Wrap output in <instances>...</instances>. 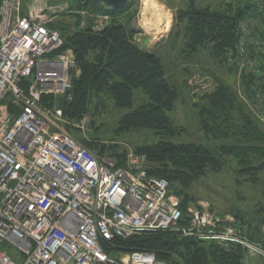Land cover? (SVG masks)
<instances>
[{"label":"built area","instance_id":"2783aa9c","mask_svg":"<svg viewBox=\"0 0 264 264\" xmlns=\"http://www.w3.org/2000/svg\"><path fill=\"white\" fill-rule=\"evenodd\" d=\"M21 3H0V264H166L152 252H107L114 238L159 231L238 245L264 260V227L251 240L241 220L205 202L184 210L167 181L148 173L144 155L129 152L124 167H107L67 128L83 130L84 119L69 122L61 108L42 103L43 96L71 98L74 54L62 49L47 14H22ZM230 3L245 9L227 60L261 78L251 106L264 124V0Z\"/></svg>","mask_w":264,"mask_h":264},{"label":"trees","instance_id":"16d2710c","mask_svg":"<svg viewBox=\"0 0 264 264\" xmlns=\"http://www.w3.org/2000/svg\"><path fill=\"white\" fill-rule=\"evenodd\" d=\"M69 1L76 4L75 11L68 12L48 26L57 30L63 38L62 49L70 48L74 54L75 66L71 69L72 88L69 91L71 98L68 99L67 95L56 98L43 96V104L61 108L65 120L75 122L85 114L90 115L91 109L93 114L95 111L98 113V106H103V99H108L114 107L124 111L119 116L117 132L134 129L153 131L157 139L136 146L134 150L144 154L148 173L164 178L168 183V192L182 198L184 210L189 202L198 199L189 193L190 188L206 175L207 170H219L225 161L222 157L236 160L240 173L244 171L255 176L251 174L252 170L264 169V124L255 117L251 106L254 90L261 78L242 72L245 85L240 95L248 102L252 112L240 101L232 86L225 82H220L214 91L200 98L197 108L200 130L207 137L230 139L231 144L212 148L198 143H173L167 139L179 129L169 113L178 98V91L166 79L160 58L140 49L132 40L134 31L126 29L118 21L117 15L124 13L127 5L109 8L98 0ZM243 9H233L228 4L219 10L209 7L180 10V16H187L184 30L186 50L193 52L197 48H209L212 55L221 58L224 66L237 68L235 62H228L227 54L232 50L236 52L238 23L244 16ZM78 10L107 14L111 17L110 23L97 32L90 28L79 29L81 19L75 13ZM70 24H75L73 29L77 31H70ZM249 53L254 56L252 50ZM260 58L264 60V53H260ZM76 70H79L78 75ZM138 94L141 98L134 106ZM67 128L72 130L70 125ZM80 141L94 150L97 159L107 167L125 166L126 152L118 145L100 142L96 137ZM258 157L262 161L251 165ZM255 212L256 215L250 218L239 212L233 213L242 221L251 240L260 238L264 223V207ZM183 219L181 223L185 224V213ZM111 244L114 247L107 252L112 256L118 251L140 250L152 252L156 259L166 264H246L247 252L238 245L225 247L213 241L184 237L169 231L134 235L126 239L117 237Z\"/></svg>","mask_w":264,"mask_h":264},{"label":"rangeland","instance_id":"374dc122","mask_svg":"<svg viewBox=\"0 0 264 264\" xmlns=\"http://www.w3.org/2000/svg\"><path fill=\"white\" fill-rule=\"evenodd\" d=\"M26 1L22 0L21 9H23ZM33 1L37 2L35 4L31 3ZM141 1L128 0L127 10L117 15V19L126 29L134 31L132 40L140 49L151 52L160 58L164 66L166 79L178 91V98L169 116L179 130L178 133L167 140L173 143H198L212 148L222 144H231L230 139L207 137L200 130L197 108L203 95L214 91L220 82H225L232 86L240 101L252 112L248 102L241 96L242 88L245 85L243 81L244 73L239 71L238 68L224 66L221 63V58L212 55L209 48L201 47L193 52L186 50L184 30L187 16L182 17L179 15L180 10H189V7H209L213 10H219L223 6L231 5L230 0H157L164 7L171 20L170 26L163 28L158 33L146 32L140 26ZM27 3V8L33 5L37 6L36 10L39 9L38 4H47L39 11L41 10L42 14L48 15L50 18L49 23L55 20L58 21L68 12H74L76 8V4L70 3L69 0H28ZM54 8H56L55 11H53ZM25 11L31 12L34 10L28 8ZM75 13L81 19L78 25L79 29L90 28L94 32L99 31L111 20L109 15L101 12L88 13L86 10H78ZM74 25H68L70 31H77L73 29ZM140 96L141 94H138L134 106L137 105ZM102 102L103 106H98V113L95 111L93 114V109H91L90 115L85 114L78 119H84V129L81 130L76 126H72V134L79 141L80 139L90 140L96 137L100 142L116 144L120 149L125 150L126 156L129 152L135 155H144L138 154L134 148L155 141L157 136H154V132L148 129L117 132L118 119L124 111L114 107L108 99H103ZM255 117L258 119L256 115ZM222 159L225 160L223 166L217 171H214V169L207 170L206 175L193 184L189 193L196 196L197 201L207 203L216 211L217 215L233 217L234 212H239L242 216L248 218L256 215L255 211L260 207H264V169L252 170L251 174H255V176L241 170L240 173L235 164L236 160L229 159V156L222 157ZM259 161H262V159L259 157L254 158L251 165L258 164ZM263 227L264 223L260 233ZM4 248H6L5 245L0 243V249ZM9 254L15 261H21L16 248L13 247L11 251L9 250ZM245 263L264 264V260L259 256L247 253L245 254Z\"/></svg>","mask_w":264,"mask_h":264},{"label":"bare ground","instance_id":"6f19581e","mask_svg":"<svg viewBox=\"0 0 264 264\" xmlns=\"http://www.w3.org/2000/svg\"><path fill=\"white\" fill-rule=\"evenodd\" d=\"M156 2L158 4V10L155 11V14L161 18V23H160L159 27H157L153 30H148L149 32L151 31L153 33H158L163 28H168L170 26V22H171L170 16L164 10V7L157 0H156ZM153 14H154V10H152L150 8H146L145 7V0H142L141 1L140 17L141 18H147V17H151ZM141 18H140V20H141ZM143 29L145 30V28H143ZM148 31H146V32H148Z\"/></svg>","mask_w":264,"mask_h":264},{"label":"clouds","instance_id":"9594fccd","mask_svg":"<svg viewBox=\"0 0 264 264\" xmlns=\"http://www.w3.org/2000/svg\"><path fill=\"white\" fill-rule=\"evenodd\" d=\"M145 7L154 10V14L151 17L141 18L140 26L145 28L146 31L159 27L161 18L155 14V11L158 10L156 0H145Z\"/></svg>","mask_w":264,"mask_h":264},{"label":"water","instance_id":"95a60500","mask_svg":"<svg viewBox=\"0 0 264 264\" xmlns=\"http://www.w3.org/2000/svg\"><path fill=\"white\" fill-rule=\"evenodd\" d=\"M102 5L109 8H123L128 0H98Z\"/></svg>","mask_w":264,"mask_h":264},{"label":"crops","instance_id":"0c3cea01","mask_svg":"<svg viewBox=\"0 0 264 264\" xmlns=\"http://www.w3.org/2000/svg\"><path fill=\"white\" fill-rule=\"evenodd\" d=\"M28 1V0H27ZM27 1L24 3V7H23V9H22V14H26L27 12L25 11V10H28V8H31V9H33V10H36V8H37V6H33L32 5V7H30V6H28V8H27V6L26 5H28V3H27ZM37 1H33V2H31V3H36ZM47 6V4H41V5H39L38 4V7H39V9H41V8H43V6ZM50 6H54V5H50ZM39 9H37V10H39ZM53 18H55V17H53Z\"/></svg>","mask_w":264,"mask_h":264}]
</instances>
